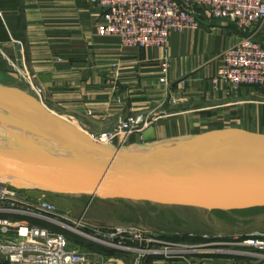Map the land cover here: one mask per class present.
Segmentation results:
<instances>
[{
    "label": "crops",
    "instance_id": "0c3cea01",
    "mask_svg": "<svg viewBox=\"0 0 264 264\" xmlns=\"http://www.w3.org/2000/svg\"><path fill=\"white\" fill-rule=\"evenodd\" d=\"M101 14L88 0H0L3 82L35 94L24 78L28 74L45 89L50 111L90 134L139 112L157 118L159 139L212 131L264 134L263 88L215 90L212 84L223 52L243 38L234 24L210 19L197 29L172 32L167 50L125 48L119 36L98 34ZM166 60L170 67L163 81ZM142 141L143 133L131 138V143ZM227 255L208 253L204 260L264 264L263 258Z\"/></svg>",
    "mask_w": 264,
    "mask_h": 264
},
{
    "label": "water",
    "instance_id": "95a60500",
    "mask_svg": "<svg viewBox=\"0 0 264 264\" xmlns=\"http://www.w3.org/2000/svg\"><path fill=\"white\" fill-rule=\"evenodd\" d=\"M0 182L33 199L85 195L162 207H264V134L212 131L116 147L0 82Z\"/></svg>",
    "mask_w": 264,
    "mask_h": 264
},
{
    "label": "built area",
    "instance_id": "2783aa9c",
    "mask_svg": "<svg viewBox=\"0 0 264 264\" xmlns=\"http://www.w3.org/2000/svg\"><path fill=\"white\" fill-rule=\"evenodd\" d=\"M88 1L102 10L98 34L119 36L125 48L167 50L172 32L197 29L210 19L234 24L243 38L223 52V64L212 78L213 87L218 90L226 85L237 90L250 85L264 90V0ZM169 67L166 60L161 71L163 81ZM24 78L44 103L45 89L34 85L28 74ZM156 120L139 112L120 119L112 129L91 135L98 142L124 146ZM60 227L76 229L79 236L91 239L110 253L72 248ZM174 242L178 241L136 226L101 227L83 218L70 219L62 213L56 197L33 199L26 192L0 182V264H125L129 256H134V264L149 261L191 264L193 256L203 252L201 246ZM237 243L249 249L234 254L264 259V236L253 235Z\"/></svg>",
    "mask_w": 264,
    "mask_h": 264
},
{
    "label": "rangeland",
    "instance_id": "374dc122",
    "mask_svg": "<svg viewBox=\"0 0 264 264\" xmlns=\"http://www.w3.org/2000/svg\"><path fill=\"white\" fill-rule=\"evenodd\" d=\"M3 80L4 77L0 75V82L4 83ZM4 84L18 87L37 97L30 90L19 87L15 83ZM64 197L65 199L59 200V206L62 213L70 219L83 218L86 222L101 227L136 226L165 235L168 239L185 241L189 244L204 243L205 245L201 246L203 252L193 256L191 264H206L204 258L208 253H213V255L223 253L232 256L238 251L249 249L237 242L253 235L264 236V210L248 214L220 213L195 208L162 207L124 200H102L85 195H65ZM85 232L89 233L88 230ZM66 234L70 246L74 249L85 251L91 248L101 249L89 238L81 237L72 231H66ZM221 241L227 244H208V242ZM126 262L134 264V256H129ZM176 263L187 264L185 262Z\"/></svg>",
    "mask_w": 264,
    "mask_h": 264
},
{
    "label": "bare ground",
    "instance_id": "6f19581e",
    "mask_svg": "<svg viewBox=\"0 0 264 264\" xmlns=\"http://www.w3.org/2000/svg\"><path fill=\"white\" fill-rule=\"evenodd\" d=\"M60 229L63 231V232H65L66 233V231H72V230H68V229H62V227H60ZM75 230L76 229H74L72 232H74V233H76L77 234V232H75ZM247 243H249V242H247ZM251 243V242H250ZM174 244H179V245H183V244H188V245H194V246H203V245H205L204 243H202V242H195V243H193V244H189V243H187V242H185V241H178V242H174ZM208 244H210V245H212V244H220V245H224V244H227V242H224V241H221V242H208Z\"/></svg>",
    "mask_w": 264,
    "mask_h": 264
},
{
    "label": "trees",
    "instance_id": "16d2710c",
    "mask_svg": "<svg viewBox=\"0 0 264 264\" xmlns=\"http://www.w3.org/2000/svg\"><path fill=\"white\" fill-rule=\"evenodd\" d=\"M148 205H153L150 203H146ZM156 206V205H155ZM173 208H178V207H173ZM264 207L262 208H252V209H247V210H237V211H214V212H220V213H238V214H248V213H253V212H258V211H263Z\"/></svg>",
    "mask_w": 264,
    "mask_h": 264
}]
</instances>
